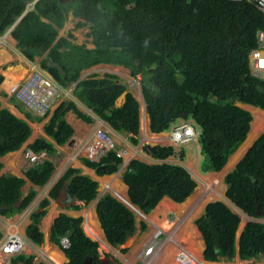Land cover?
I'll use <instances>...</instances> for the list:
<instances>
[{
	"label": "trees",
	"instance_id": "trees-1",
	"mask_svg": "<svg viewBox=\"0 0 264 264\" xmlns=\"http://www.w3.org/2000/svg\"><path fill=\"white\" fill-rule=\"evenodd\" d=\"M69 9L91 22L95 47L70 44L67 36L57 37ZM11 26L10 32L27 58L47 50L53 64L44 58L41 65L62 85L75 81L74 95L118 131L130 132L128 139L133 143L139 140L138 102L128 92L124 102L115 105L125 89L118 75L104 72L78 77L83 67L101 61L128 66L134 77L140 72L150 129L159 132L177 118H193L200 128L197 141L206 154L204 168L220 169L246 136L251 114L234 100L264 108V76L252 72L249 62L258 30L264 28V12L250 0H0V35ZM69 109L92 121L73 100L61 101L44 124V131L59 144L73 133L64 116ZM30 133L26 119L0 107V155L20 147ZM29 147L34 152L55 150L44 137H37ZM142 147L160 158L175 153L172 145L144 143ZM178 154L183 158L184 150L180 148ZM82 160L104 174L116 171L123 159L115 148H109L98 159ZM53 168L51 160L42 159L24 171L42 185ZM64 180H69V193L78 200L87 203L96 194L97 182L68 166L49 190L50 196L57 195ZM123 180L129 200L143 213L164 195L178 202L185 200L196 186V180L180 163H147L137 158L129 159ZM225 181L226 195L235 204L251 216H264V132L225 175ZM23 183L22 177L12 173L0 175L1 215L20 212L35 196L33 188L23 195ZM48 203L43 197L39 202L43 209L30 213L26 235L34 243L42 241L39 221ZM96 211L112 245L121 244L136 228V212L109 192L99 198ZM81 220V216L61 212L52 224L50 238L59 243L63 233L69 235L70 245L64 249L66 264H82L86 256L97 264L98 243L85 234ZM239 221L240 216L220 200L207 202L203 213L194 219L205 240L204 257L223 262L211 264H234L236 252L241 258L264 254V221L248 220L237 246ZM146 227V221L140 219L141 230Z\"/></svg>",
	"mask_w": 264,
	"mask_h": 264
},
{
	"label": "crops",
	"instance_id": "crops-1",
	"mask_svg": "<svg viewBox=\"0 0 264 264\" xmlns=\"http://www.w3.org/2000/svg\"><path fill=\"white\" fill-rule=\"evenodd\" d=\"M77 22L82 23L76 26ZM10 30L11 29H8L3 34L0 40V74L2 75V79L0 81V107H6L15 115L26 119L29 125L31 126V133L28 138L20 145V147L14 150L7 151L3 155H0V160L2 161V166L0 167V175L4 172H9L22 177L24 179V183L21 186L23 195H25L30 188L35 189L36 194L28 203V205L20 212L8 217L0 214V229L2 230V235L0 236V239L5 234L11 232H19L26 235V227L31 221V211H40L43 209V207L39 206V202L43 197H47L49 199V203L46 206L45 213L42 215L39 221V228L43 233L42 241L40 243H34L35 246L26 244V246H24L21 251L14 254H6L0 251V264H13L14 262L16 264H51V262L53 264H64L66 260H68L65 251L60 248L59 243L54 242L50 238L52 224L54 223L55 218L61 212L67 213L68 215L74 217L81 216V226L85 234L88 235L91 239L97 241L98 243L99 256H101V249H110L111 251L114 250V252L110 253L109 255H114L116 261H121V264H139V260L137 258L138 250L140 249L142 243L146 239L148 240L150 236H152L153 230L159 226L160 228H162L161 226L164 225L166 222V224L171 223L172 225V221H170L171 214L177 217L183 216L184 212L187 209L193 208L194 205L195 207L193 208V212L191 214H193L197 210L199 211L198 216L203 213L207 202L213 200H220L224 202L233 212H236L240 216V221L238 223L235 235L237 246L240 234L248 220L252 219L262 222L264 221V216H251L247 214L242 208L235 204L226 195L227 183L225 181V175L236 166L238 161L244 156L247 149L253 144L256 138L264 132V127L259 129V131L256 130L257 126L255 124V120L258 118H255L253 115V112L255 111L259 112L260 114H264L263 107L252 103L243 102L237 99L234 100L235 104L251 112V120L244 140L240 143L237 149L228 156L226 162L218 170L203 167L202 162L206 160V154L202 152L198 141H196V143L194 144L195 146H192L190 143L180 147L185 150V152L183 159L181 158L179 159V161H173L172 159L169 160L170 155L166 156L165 158L155 157L151 153L143 149L142 146L144 143H162V145L173 144L175 146H177L178 143L174 141L173 142L175 144L173 142H171L172 144L170 143L172 139L170 138L169 127L159 132H154L150 129V117L146 109V102L142 93V89H140L141 86L138 88V86L132 84L131 77H134V75L131 74L130 67L117 62L101 61L83 67L79 71L78 79L85 78L89 75H102L104 72L115 73L118 75V80L125 85V89L116 98L115 105H121L124 102L126 94L128 92H131L134 95L137 102L139 101V140L137 143H133L128 139V136L131 134L130 132L118 131L108 121L101 118L89 106H87L84 102L77 98V96L73 93L75 81L67 83L66 85H62L52 76L48 69L44 68L41 65V61L44 58H46L47 63L53 64L52 59L47 55V50H45L39 55L34 56L33 59L27 58L21 52V49L17 46V41L12 36ZM90 31L91 22L87 21L81 16L74 15L73 10L69 9L63 25L58 28L57 37L67 36L70 41V44L74 43L76 45H84L86 48H93L95 47V43L93 42V37L90 34ZM33 71H38L43 75L51 78L53 81L56 82L58 86V100L53 106V108L44 115H38L30 111L25 106V104L19 101L10 92V89L13 85L20 82L22 78H24L25 76H27L28 73ZM139 74L141 75V79L139 82L141 85L142 74L138 72L137 75ZM260 76L263 77L264 72L261 73ZM138 94L140 95V99L142 100L139 99ZM63 100H73L80 110L87 113L92 118V121L84 120L83 118L79 117L72 109L67 110L64 116L65 119L72 126L73 133L64 143L59 144L54 140L52 136H50L44 131V124L52 114L54 108ZM180 119L181 118H177L173 122H177ZM190 119L193 120L192 118ZM259 120L260 122L262 121L261 119ZM99 123L101 126H103L104 129L108 130L111 133L113 138V148L116 149V152L121 153L120 156L123 159L122 162L118 165V169L111 173L98 174L95 168L83 162L82 157H87L86 155L76 154L75 152L78 143L85 140L92 133L94 127ZM193 124L197 128H199L195 120H193ZM36 128L40 136H36L33 134L32 129L35 130ZM254 130H256V132H254ZM144 133L145 138L143 139L142 135ZM37 137H44L45 139L51 141L55 147V150L53 152L44 151L43 160H51L54 163V168L47 181L42 185L34 183L30 178L26 176L24 171L28 165L32 164L25 157L24 151L25 149L30 148L29 144L34 141ZM159 138H165L166 140L160 141L158 140ZM180 145L181 144H179V146ZM124 154L125 156H123ZM235 155H237L238 157L233 158V156ZM132 158H137L142 161L144 160V162L147 163L179 162L189 170L192 177L196 180V186L194 187L191 194L185 200L180 202L173 200L167 195L162 196L158 203L149 212L145 213L147 217H143V219L147 223L146 229L141 230V218L136 217V228L132 234L127 236L129 237V243L127 246H125L127 249L123 251L122 247H118L120 246V244L112 245L107 240L104 229L101 226L100 220L97 215L96 205L99 198L106 192L115 195L119 199H123L127 196L129 199L128 185L123 180V172L127 168V163L129 159ZM68 166L78 168L80 173L89 176L91 179L97 182L96 194L87 203L78 200L76 195H72L69 193V180L63 181V183L59 186L56 196L52 197L49 195V190L55 183H57V181ZM215 178L218 179V183H216ZM208 186L211 187L210 191L206 194L203 200L197 202L203 190H205V188ZM41 189H44V193L41 191ZM64 191L67 193L66 195H64ZM74 203H79L80 206L76 208L73 206ZM258 212L260 213L259 210ZM89 214H92V216L96 220V225H98L101 229L103 235L102 239L104 238V240H106V242L108 243V245L106 246L107 248H100V244L103 246V242H100L97 238H95L94 236H92V234L89 233L87 229ZM191 214L185 218L186 221L183 220L177 226L176 231L174 233L176 241L174 240L169 243L167 247L168 249H165V251L161 254L159 260L155 262V264H182L176 259V255H173V253L176 254L179 245L186 248L193 255H195L196 260L193 264L223 263L222 261H213L204 257L203 250L205 248V240L198 226L194 222V219L198 216L194 218L191 217V223H189L188 219L190 218ZM49 218V225L48 223L45 224V220ZM152 219H154V222H152L154 223L153 226L150 222ZM91 222L92 221H89V223ZM185 222L188 223L185 224ZM192 228H195L196 232H191ZM94 232L98 233L96 232V230ZM197 237H199V239L201 240V247H197ZM175 243L177 244L175 245ZM196 247L198 248L197 253L194 251ZM51 251L53 252L56 259H54L50 254ZM18 254L24 256H21V258H16ZM125 257L127 258V260ZM132 258L134 260H132ZM57 259L59 260V262H57ZM232 263H264V254L258 253L257 255L252 256L250 258H241L238 252H236L235 256L233 257Z\"/></svg>",
	"mask_w": 264,
	"mask_h": 264
},
{
	"label": "built area",
	"instance_id": "built-area-1",
	"mask_svg": "<svg viewBox=\"0 0 264 264\" xmlns=\"http://www.w3.org/2000/svg\"><path fill=\"white\" fill-rule=\"evenodd\" d=\"M250 1L264 12V0ZM2 36H0V40ZM257 38L258 45L250 51L252 68L255 73L260 69L264 70V28L258 30ZM10 92L25 104L30 111L38 115H44L49 112L59 97L56 82L38 71L28 73L20 82L11 87ZM197 134V128L189 119H180V121L174 122L170 128V138L179 144L189 143L196 138ZM112 143L113 138L111 133L99 123L85 140L78 143L75 152L76 154H84L92 159H98L109 148H113ZM117 153L118 155L121 154L120 152ZM24 155L30 163L35 164L42 161L44 151L34 152L31 148H27L24 151ZM175 227L176 225L173 228ZM161 234L163 237H161ZM171 239L172 229L169 231L159 229L155 232L139 254V264H151L161 252L164 244ZM26 244L35 246L34 242L22 233H7L0 239V251L6 254H14L21 251ZM69 245V235L63 233L59 240V246L64 250ZM176 259L182 264H193L196 257L181 246L176 252Z\"/></svg>",
	"mask_w": 264,
	"mask_h": 264
},
{
	"label": "rangeland",
	"instance_id": "rangeland-1",
	"mask_svg": "<svg viewBox=\"0 0 264 264\" xmlns=\"http://www.w3.org/2000/svg\"><path fill=\"white\" fill-rule=\"evenodd\" d=\"M132 78V80H131V82H132V84H135L136 86H138V88L141 86L140 85V79H141V75L139 74V75H137L136 77H131ZM141 89V88H140ZM138 97H139V99H140V95L138 94ZM140 100H142V99H140ZM139 102V101H138ZM251 113V112H250ZM253 115H254V117L255 118H258V119H256L255 120V124H256V126H257V129L256 130H258L259 131V129H261V128H263L264 127V114H260L259 112H257V111H255V112H253ZM259 119H261L262 121L260 122V120ZM263 122V123H262ZM169 128H170V126H169ZM256 130H254V132H256ZM32 131H33V134L34 135H36V136H40L39 135V133H38V131H37V128L34 130V129H32ZM169 131V130H168ZM142 137H143V139L145 138V133L142 135ZM158 140H160V141H165L166 139L165 138H159ZM147 141H149V140H147ZM196 141H197V137L194 139V140H192V141H190L188 144H190L191 143V145L192 146H195L194 144L196 143ZM171 142H173V141H170V143ZM174 143V142H173ZM159 144H162V143H159ZM172 144V143H171ZM175 144V143H174ZM173 145V144H172ZM174 146V150H175V153H173V154H171L170 156H169V160H173V161H179V159H181L180 157H179V154H178V152H179V149H180V147H182V146H184V145H180L179 146V144H177V146H175V145H173ZM186 149V148H185ZM195 151H196V149H195ZM184 152H185V150H184ZM240 155V154H239ZM123 156H125V154L123 155ZM235 156H233V158H234ZM238 157V156H237ZM183 159V158H182ZM144 161V160H143ZM149 163H154V162H149ZM174 163H179V162H174ZM181 164V163H180ZM198 170V169H197ZM197 179H199V178H197ZM215 181H216V183H218V179L217 178H215ZM210 189H211V187L210 186H208V187H206L205 188V190H203V192L201 193V195H200V197L198 198V200H197V202H199V201H201V200H203L204 199V197L206 196V194L210 191ZM41 191L44 193V189H41ZM125 198H123V200H124ZM125 201H127L126 199H125ZM194 207H195V205H194ZM193 207V208H194ZM193 208H191V209H187L186 211H185V213H184V215L183 216H179V217H177V216H175V215H170V221H172V225L169 227V230L170 229H172V239L171 240H169L168 242H166V246H164V248H162V250H161V252L159 253V255L151 262V264H155V262H157L158 260H159V258H160V256H161V254L165 251V249L168 247V245H169V243H171L172 242V240L174 241V237H175V235L173 236V233H175V231H176V228H177V226L183 221V220H185V218L187 217V216H189L193 211ZM198 213H199V211H195L193 214H191V216L194 218V217H196V216H198ZM142 214V213H141ZM144 216H146L147 217V215H138V214H136V217H138V218H141V219H143V217ZM191 216H190V218H191ZM189 218V219H190ZM49 222H50V218L49 219H47V220H45V224H47L48 223V225H49ZM91 223H93V222H91ZM91 223H89V221L87 222V229H90V228H92L91 230L92 231H94L95 229H97V231L96 232H98L99 231V226H95L94 224H91ZM194 223V222H193ZM91 224V225H90ZM169 225V224H168ZM174 225H176V227L175 228H173L174 227ZM190 226V225H189ZM160 229V227L157 229V228H155L154 230H153V232H152V235L155 233V232H157L158 230ZM163 229V228H162ZM157 230V231H156ZM164 230H166V231H169L168 229H164ZM88 231H90V230H88ZM101 232V229H100V231L98 232V234H101L102 235V232ZM90 234H93L91 231L89 232ZM103 236V235H102ZM161 237H163L162 236V234H161ZM150 238H151V236H150ZM149 238V239H150ZM148 239V240H149ZM147 239L142 243V245H141V247H140V249L138 250V253H137V258H138V260H139V254L142 252V249L145 247V245H146V243H147V241H148ZM201 242V241H200ZM128 243H129V241H128ZM197 243V247H201L200 245H198V242H196ZM176 245V244H175ZM180 246V245H179ZM178 246V247H179ZM118 247H120L121 248V246H118ZM172 247V246H171ZM196 247V249L194 250L196 253L198 252V248ZM123 248V247H122ZM168 249V248H167ZM179 249V248H178ZM117 250V249H116ZM174 251H175V249H174ZM103 252V253H102ZM112 252H114V250H110V249H101V253H100V255L101 256H111V255H109L110 253H112ZM50 254L52 255V257L54 258L55 256H54V254H53V252L51 251L50 252ZM173 255H176L175 253H173ZM134 258V257H133ZM132 258V260H134ZM136 258V257H135ZM136 258V259H137ZM253 258H257V257H253ZM54 259H56V257L54 258ZM235 260V259H234ZM57 262H59V260L57 259Z\"/></svg>",
	"mask_w": 264,
	"mask_h": 264
},
{
	"label": "water",
	"instance_id": "water-1",
	"mask_svg": "<svg viewBox=\"0 0 264 264\" xmlns=\"http://www.w3.org/2000/svg\"><path fill=\"white\" fill-rule=\"evenodd\" d=\"M12 28V26L9 28V29H11ZM112 162H114V161H112ZM62 194H63V192H62ZM67 193L64 191V195H66ZM120 200H122L125 204H127L129 207H131L135 212H137V206H135V205H133L132 204V202L130 201V203L128 202V201H125V200H123V199H120ZM139 209V208H138ZM140 210V209H139ZM140 212L144 215L145 213H143L141 210H140ZM141 214V215H142ZM128 238L129 237H127L121 244H120V246L121 247H123V248H126L125 246H127L128 245ZM119 245V244H118ZM109 261H112V262H116V258H115V256L114 255H111V256H99V263L100 264H107ZM82 264H92V259H91V257L90 256H86L85 258H84V260H83V262H82Z\"/></svg>",
	"mask_w": 264,
	"mask_h": 264
},
{
	"label": "bare ground",
	"instance_id": "bare-ground-1",
	"mask_svg": "<svg viewBox=\"0 0 264 264\" xmlns=\"http://www.w3.org/2000/svg\"><path fill=\"white\" fill-rule=\"evenodd\" d=\"M159 135V134H158ZM248 136V135H247ZM156 138H157V136H156ZM238 155V154H237ZM237 155H235V157H237ZM118 196V195H117ZM129 203H130V200L128 199V196L127 197H124ZM124 199V200H125ZM190 202V201H189ZM185 210V209H184ZM179 211V210H178ZM182 213V212H181ZM185 213V212H184ZM136 214H138V215H141V212H140V210L137 208V212H136ZM144 215H146V214H144ZM88 216V215H87ZM142 216H143V214H142ZM89 220L88 221H92L93 223H91V224H94L95 226H96V223H95V219H94V217L92 216V214L90 215L89 214ZM192 217V216H191ZM144 218H146V216H144ZM193 218V217H192ZM149 220V219H148ZM154 219H152L150 222L152 223V222H154L153 221ZM186 221V220H185ZM188 222L189 223H191V218L190 219H188ZM188 222H185V224L186 223H188ZM167 223V222H166ZM164 224V225H162L161 227L162 228H164V229H168L170 226H171V223H169V225L168 224ZM90 224V225H91ZM153 224L154 223H152V226H153ZM159 225V224H158ZM98 226V225H97ZM160 227V226H159ZM159 227H157V229L159 228ZM188 227V226H187ZM162 228H160V229H162ZM171 228V227H170ZM92 229V228H91ZM91 229H88V230H90L96 237H98V239H101L103 236L101 235V234H98V233H95L94 231L96 230L97 231V229H95L94 231H92ZM163 229V230H164ZM89 231V232H90ZM157 231V230H156ZM191 232H196V230H195V228H192L191 229ZM101 233V232H100ZM173 236H174V233H173ZM195 236H197V235H195ZM199 236V235H198ZM194 238V237H193ZM198 239H196V242H198V244L201 246V240L199 239V237H197ZM104 239V238H103ZM174 240H175V237L173 238ZM173 241V240H172ZM176 241V240H175ZM107 242H106V240H105V243L104 244H106ZM103 244V243H102ZM175 244H177V243H175ZM203 244V243H202ZM164 246H166V244H164ZM164 246H163V248H164ZM179 247H181V246H179ZM178 247V248H179ZM55 258V257H54ZM126 258V257H125ZM126 260H127V258H126Z\"/></svg>",
	"mask_w": 264,
	"mask_h": 264
},
{
	"label": "clouds",
	"instance_id": "clouds-1",
	"mask_svg": "<svg viewBox=\"0 0 264 264\" xmlns=\"http://www.w3.org/2000/svg\"><path fill=\"white\" fill-rule=\"evenodd\" d=\"M9 28H10V27H9ZM9 28H8V29H9ZM8 29H7V30H8ZM7 30H5L1 35H3ZM1 35H0V36H1ZM257 41H258V38H257ZM257 45H258V43H257ZM255 47H256V46H255ZM255 47H253V48H255ZM250 51H251V50H250ZM249 62H250L251 70H252V72H254V70H253V68H252V60L250 59V52H249ZM263 72H264V70H263V69H260V70L256 71V73H255V72H254V73L257 74V75H261V73H263ZM190 118H191V117H189V118H181V119H189V120L192 122V124H193V120H194V119L192 118L193 120H191ZM179 121H180V120H179ZM177 122H178V121H177ZM173 123H174V122L171 123L170 128H171V126H172ZM193 125H194V124H193ZM194 126H195V125H194ZM195 127H196V126H195ZM196 128H197V127H196ZM199 129H200V128H197L198 133H199ZM197 136H198V134H197ZM197 136H196V137H197ZM172 141H173V140H172ZM178 144H179V143H178ZM186 144H188V143H186ZM181 145H185V144H181ZM112 195H113V194H112ZM114 196H115V195H114ZM118 199H119V198H118ZM121 201H122V200H121Z\"/></svg>",
	"mask_w": 264,
	"mask_h": 264
},
{
	"label": "flooded vegetation",
	"instance_id": "flooded-vegetation-1",
	"mask_svg": "<svg viewBox=\"0 0 264 264\" xmlns=\"http://www.w3.org/2000/svg\"><path fill=\"white\" fill-rule=\"evenodd\" d=\"M92 236H94L95 238H97L98 239V237H96L94 234H92ZM100 242H103V246L100 244V248H107L106 246L108 245V243H106V244H104L105 243V240L104 239H98ZM51 262V261H50ZM66 262H67V260H66ZM66 262L64 263V264H66ZM109 263V262H108ZM107 263V264H108ZM51 264H53L52 262H51ZM97 264H100L99 262L97 263Z\"/></svg>",
	"mask_w": 264,
	"mask_h": 264
}]
</instances>
